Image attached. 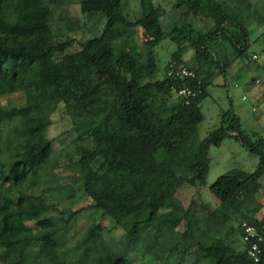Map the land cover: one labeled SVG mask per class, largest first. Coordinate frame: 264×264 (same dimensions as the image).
Masks as SVG:
<instances>
[{
    "label": "trees",
    "instance_id": "trees-1",
    "mask_svg": "<svg viewBox=\"0 0 264 264\" xmlns=\"http://www.w3.org/2000/svg\"><path fill=\"white\" fill-rule=\"evenodd\" d=\"M138 2L141 15L129 21L123 0H0V98L24 95L20 106L0 104V264H135L131 255L136 245L158 218L169 230L186 221L183 239L203 234L195 245L204 261L264 264V222L241 211L249 210L262 189L264 139L252 140L229 110L217 128L192 144L203 120L209 77L213 72L225 76L231 63L215 52L214 43L227 38L238 57L248 48L245 18L231 7L247 0H174V9L182 13L169 30L162 27L168 13L163 6ZM71 5H78L84 18L104 23L69 53L71 41L59 40L52 26L56 12L63 10L59 20L67 19L70 30L80 29L63 15ZM190 16L209 21L210 27L195 28ZM133 27L145 36L144 54L127 50L116 55L115 40L126 38ZM166 40L177 51L170 55L163 77L151 81L157 69L155 50ZM184 46L193 51L191 62L180 56ZM173 63L193 70L195 78L169 75ZM184 88L199 93L179 96ZM56 100L70 117L75 134L70 159H77L81 188L97 219L110 217L125 230L119 250L104 241L96 221L73 252L63 250L60 234L74 213L54 210L44 192H35L51 162L46 108ZM11 126V132L4 131ZM226 126L235 134L229 137L259 154L258 165L252 173L232 170L219 176L208 187L218 206L196 224L178 214L175 195L184 185L205 184L208 152L228 137ZM58 194L61 200L74 196L67 186ZM227 209L238 225L223 231ZM161 211L166 212L158 216ZM243 223L262 239L259 262L248 255Z\"/></svg>",
    "mask_w": 264,
    "mask_h": 264
},
{
    "label": "rangeland",
    "instance_id": "rangeland-1",
    "mask_svg": "<svg viewBox=\"0 0 264 264\" xmlns=\"http://www.w3.org/2000/svg\"><path fill=\"white\" fill-rule=\"evenodd\" d=\"M155 5H161L167 10L162 18V27L169 30L174 22L178 21L182 10L174 9V0H152ZM249 1L241 3L233 9H239L242 18H245V26L249 32V46L244 55L237 61L239 75L217 76L206 86L207 96L202 101V122L197 127L196 138L192 144L196 145L210 131L220 125L222 114L231 110L240 120L242 131L252 140L264 139V23L257 25L260 20L264 21V14L258 15L254 5L248 7ZM58 10L54 16L53 32L59 40L71 41L67 52H75L80 48V43L89 38L92 32H96L104 21L94 23L91 19L84 18L78 5H71L68 12L63 14L71 22L77 23L80 29L70 30L67 19L59 20ZM123 14L129 21H135L141 15L138 0H123ZM195 28L204 29L210 27L209 21L189 17ZM262 25V26H261ZM92 29V30H91ZM144 41L142 29L133 27L127 29V37L115 40L116 55L122 51H137L144 54ZM124 46V48L122 47ZM228 46L227 43L224 44ZM177 51V46L169 40L163 41L156 48L157 69L153 72L151 81L160 80L163 77L166 63L170 55ZM192 53L193 51L190 50ZM257 55V60H251L252 55ZM191 62L193 57L190 53L185 55ZM186 61V62H189ZM259 78V82L256 79ZM251 80V81H250ZM111 83L110 79H106ZM177 95H173L175 100ZM24 103V95H15L0 98V104L6 106L12 104L20 106ZM50 125L47 129V138L52 144L51 162L46 170L42 171L38 185L35 187L37 194L44 192L45 199L52 205L54 210L70 211L74 213L67 229L61 236L62 249L73 252L80 243L86 230L96 221L101 227L104 241L116 250L121 249L119 242L123 239L125 230L116 225L110 217L98 218V213L93 209V203L82 188V173L77 159L71 160L73 139L75 137L70 117L63 104L56 100L46 108ZM1 129V127H0ZM11 132L12 126L4 131ZM209 170L204 185H184L175 195V202L180 208L179 215L186 214L193 223L201 224L202 221L218 206L217 200L208 191V187L221 175L232 170H241L252 173L256 170L259 154L246 150L242 145L231 137H226L218 147H211L208 152ZM156 162V158H152ZM261 190L256 200L249 205V210L241 209L242 213L254 216L264 222V174L259 179ZM63 186L74 192V196L61 200L58 191ZM161 211L158 216L165 214ZM228 222L222 227L225 231L228 227H237V218L232 215V210L224 211ZM158 218L153 225L147 228L141 235L134 253L135 264H212L200 258L196 242L204 238L203 234L195 233L192 238L183 239L186 230V221L181 222L174 230H169L166 225L160 223ZM34 226L33 222L28 223ZM79 254V253H78Z\"/></svg>",
    "mask_w": 264,
    "mask_h": 264
},
{
    "label": "crops",
    "instance_id": "crops-1",
    "mask_svg": "<svg viewBox=\"0 0 264 264\" xmlns=\"http://www.w3.org/2000/svg\"><path fill=\"white\" fill-rule=\"evenodd\" d=\"M249 1V5L252 6V4L254 5V9L255 11L258 12V15L263 13L264 14V0H247ZM168 15V14H167ZM264 21H258L257 22V25H260V24H263ZM262 26V25H261ZM227 43L228 46L225 47L224 44ZM249 46V45H248ZM214 49H215V52L223 59L226 58V60H228L229 62L231 61L229 67L227 68L226 70V75L223 77H227V76H237L239 75V71L241 69L238 68L237 66V61L241 58V57H238L237 56V53L231 48L230 44H229V41L227 38L225 37H220L218 38V41H216V43H214ZM188 53L191 54V56L193 57V53L190 51V49H188L187 47L184 46V48H182L180 50V56L181 58L186 62V61H189L188 58L190 57H187L185 58V55H187ZM258 59V56L257 55H252L251 56V60H257ZM217 76H220V75H217L215 74L214 72L210 75L209 79H213V78H216ZM253 79H256V82L258 83L260 80L259 78H252ZM251 81V80H250Z\"/></svg>",
    "mask_w": 264,
    "mask_h": 264
},
{
    "label": "built area",
    "instance_id": "built-area-1",
    "mask_svg": "<svg viewBox=\"0 0 264 264\" xmlns=\"http://www.w3.org/2000/svg\"><path fill=\"white\" fill-rule=\"evenodd\" d=\"M171 74L185 79H193L196 75L193 70H190L188 67L181 63H173L171 65L169 75ZM198 93L199 91L195 92L189 88H184L178 92V95L182 97H188L195 96ZM242 229L244 241L250 243L248 248L249 257L252 258L254 262H259L261 249L258 243L262 240L261 237L257 234L256 229L251 225H248L247 223L242 224Z\"/></svg>",
    "mask_w": 264,
    "mask_h": 264
},
{
    "label": "water",
    "instance_id": "water-1",
    "mask_svg": "<svg viewBox=\"0 0 264 264\" xmlns=\"http://www.w3.org/2000/svg\"><path fill=\"white\" fill-rule=\"evenodd\" d=\"M224 131H225V133H226L228 136H234V135H235V134H232V133L227 132V126L224 128Z\"/></svg>",
    "mask_w": 264,
    "mask_h": 264
}]
</instances>
